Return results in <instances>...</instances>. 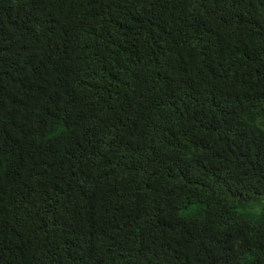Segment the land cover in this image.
<instances>
[{
    "label": "trees",
    "instance_id": "1",
    "mask_svg": "<svg viewBox=\"0 0 264 264\" xmlns=\"http://www.w3.org/2000/svg\"><path fill=\"white\" fill-rule=\"evenodd\" d=\"M0 264H264V0H0Z\"/></svg>",
    "mask_w": 264,
    "mask_h": 264
}]
</instances>
